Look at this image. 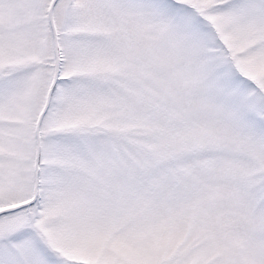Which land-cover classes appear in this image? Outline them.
Segmentation results:
<instances>
[{"label":"snow or ice","instance_id":"1","mask_svg":"<svg viewBox=\"0 0 264 264\" xmlns=\"http://www.w3.org/2000/svg\"><path fill=\"white\" fill-rule=\"evenodd\" d=\"M0 264H264V0H0Z\"/></svg>","mask_w":264,"mask_h":264}]
</instances>
